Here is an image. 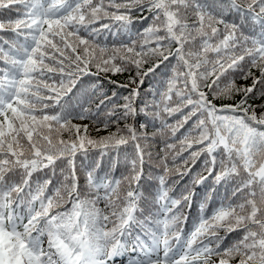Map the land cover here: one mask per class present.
I'll use <instances>...</instances> for the list:
<instances>
[{
	"label": "snow or ice",
	"instance_id": "obj_1",
	"mask_svg": "<svg viewBox=\"0 0 264 264\" xmlns=\"http://www.w3.org/2000/svg\"><path fill=\"white\" fill-rule=\"evenodd\" d=\"M144 11L151 23L134 31ZM11 12L0 19V264H114L125 255L127 264H264V103H250L264 100V0H0V14ZM170 57L178 67L165 87L141 101L145 78ZM125 72L117 88L127 94L83 79ZM193 118L176 153L199 145L185 167L158 155L153 173L147 145ZM85 120L107 135L74 123ZM201 156L191 186L170 194L167 178L189 175ZM209 178L185 234L182 209ZM222 184L230 195L206 213Z\"/></svg>",
	"mask_w": 264,
	"mask_h": 264
},
{
	"label": "trees",
	"instance_id": "obj_2",
	"mask_svg": "<svg viewBox=\"0 0 264 264\" xmlns=\"http://www.w3.org/2000/svg\"><path fill=\"white\" fill-rule=\"evenodd\" d=\"M7 15H10L12 18L16 17V13L15 12H11V13H6V14H0V19H6ZM135 17H136V23L134 25V31L140 30L142 31V29L144 27H147V25L149 23H151V18L149 16V13L147 11L144 12H137L134 13ZM144 17H149L148 19H144ZM229 19H231V17H229ZM3 35L7 36L9 35L8 33H4ZM109 43H111V38H109ZM215 53H208V57L209 59H214L215 58ZM150 64H146L145 65V69L147 67H149ZM177 66L178 67V62L176 61L175 58H171L169 59V61H165L164 63H162L160 65L159 68L156 69L154 74H149L148 77L145 78L144 80V84L141 86V101H143L145 98H147L148 100H151L152 98V91L156 90V89H162L165 87V82L166 80L171 77L172 72H173V67ZM208 67L210 68L211 65H208ZM203 70V69H201ZM93 71H95V69H93ZM253 71L255 72V69H253ZM129 73L125 72L123 74H118L116 76H111L109 74V76H105L103 73L100 74L99 77H84L83 79L85 80V82H87L88 80H99L101 84H103L104 88L106 90L109 91V94H111V90H118L123 94H127V90L126 89H122V88H117V85L119 84H123L126 83L128 81L129 78ZM131 75H135V71H133L131 73ZM256 75L259 76V73L256 72ZM115 80L117 82L116 85L114 84H109L108 80ZM237 84H251V80L248 81H243V80H237ZM178 87H182V85H178ZM204 91H208L207 89H204ZM176 102V97L173 95V105ZM215 103L217 104V106H220L222 103H232V101H227V100H217L215 101ZM250 103H254V104H260V103H264V100H260V99H256L254 101H250ZM92 107L94 108L95 105H92ZM184 112H187V109H184ZM259 112V110H258ZM181 119V113H176L175 115L171 116V117H167V123L169 125H175L177 123V121ZM145 120V117L140 116L138 118V122L136 124L137 128L139 129V123H143ZM132 121H129V123H131ZM195 122V118L191 119L188 121L187 124H185L182 128L179 129V131L176 132L175 136H173L171 134V129H165L163 133H156L155 134V138L147 145V149L148 151H150L152 153V157H153V168L152 171L153 173H157L160 171V169L158 167H156V160H157V156H163L165 154L168 155V164L170 167H173V156H176V153L179 152L181 145H180V140L184 137V135L186 133L189 132L190 129H192L193 124ZM74 123H83V124H87L89 126V135L93 136V137H98V136H102V135H107L106 131H97V125H93L91 121L89 120H85V121H74ZM123 126V124H121V127ZM159 122L156 123V128H158ZM110 130L114 131L115 127L113 126ZM143 131V130H141ZM147 133L149 135V137H152L153 134L155 133V128L152 126V122L149 121V127L147 129ZM166 143H171L175 145L174 149L171 150H167V153L165 152H161L162 148H165V144ZM199 145H194L193 149H189L187 151H184L180 156H176V160H175V167L177 168H184L185 165L183 164V160L189 158L190 152L192 150H195L196 148H198ZM203 160L204 157L201 156L196 163L193 165L191 163H189L187 165V167L191 168V173L189 175L186 176H179L176 174H172L167 178V183L170 187V194L174 195V196H178L180 192H182L185 188V186H191L190 185V181H191V176L194 175L195 173L199 172L202 169L203 166ZM124 171L123 166H118L115 168V170L113 171V175L116 178H119L122 174V172ZM36 175H40L39 173ZM152 183L156 184L158 183V181H152ZM81 184H83V178H81ZM212 187V180L211 178H209L208 181L205 182V184L200 185L199 187H197L195 189L196 191V197H195V203H193V206L191 207V209H189L187 206H185L182 211L183 213L187 216V221L182 223L180 225V227H182L184 229V233L187 234L191 229L192 226L194 224V222L197 221L198 216H199V202L203 199V197L205 196L206 193H208L210 191ZM216 187V191L212 193L214 200L212 202H210L207 207H206V213H210L212 207L214 206H218L220 199L222 197H224L225 195H230V191L231 188L228 187L226 190V187L222 184V185H217ZM67 207L70 208V205H67ZM98 208L100 209H104L105 208V204L104 201L101 200L98 205ZM221 235H223V233H221ZM235 239H237V234L236 233H231L228 235L227 239L225 240V244H231ZM162 255V253H161ZM128 262V256H122V257H117L114 261V264H127ZM233 264H238V261H233Z\"/></svg>",
	"mask_w": 264,
	"mask_h": 264
}]
</instances>
